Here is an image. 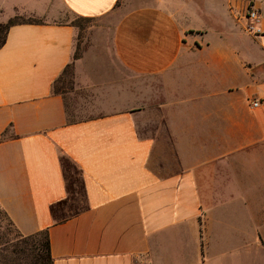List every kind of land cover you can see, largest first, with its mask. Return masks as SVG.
<instances>
[{
  "label": "crops",
  "instance_id": "obj_1",
  "mask_svg": "<svg viewBox=\"0 0 264 264\" xmlns=\"http://www.w3.org/2000/svg\"><path fill=\"white\" fill-rule=\"evenodd\" d=\"M170 1L0 0V21L41 20L0 48V207L48 230L53 264H264V0ZM69 17L104 26L73 61V113L52 91ZM61 155L86 208L55 223Z\"/></svg>",
  "mask_w": 264,
  "mask_h": 264
},
{
  "label": "trees",
  "instance_id": "obj_2",
  "mask_svg": "<svg viewBox=\"0 0 264 264\" xmlns=\"http://www.w3.org/2000/svg\"><path fill=\"white\" fill-rule=\"evenodd\" d=\"M90 18L77 17L70 25L79 27L80 20ZM41 20L30 15L16 13L6 21H0V48L6 41L9 28L17 24L40 23ZM79 45L75 47L72 61L67 64L59 77L53 82L55 94L60 89L73 88V61L79 58ZM59 84V86H57ZM61 168L66 186V197L51 205V214L55 223L62 222L86 208L83 180L80 169L67 156L61 155ZM0 264H53L50 252L48 230L43 229L30 235H23L14 226L7 213L0 207Z\"/></svg>",
  "mask_w": 264,
  "mask_h": 264
},
{
  "label": "rangeland",
  "instance_id": "obj_3",
  "mask_svg": "<svg viewBox=\"0 0 264 264\" xmlns=\"http://www.w3.org/2000/svg\"><path fill=\"white\" fill-rule=\"evenodd\" d=\"M142 1H150V0H142ZM153 1V0H151ZM170 1V0H169ZM137 2V1H136ZM171 9L175 11H183V0H171ZM135 3V0H119L120 7H129ZM183 13V12H182ZM77 18L74 17H69L67 20L71 21H77ZM221 20V18L219 19ZM215 21H217V18L215 16H210V17H195V18H190V23L191 24H199V23H208L212 25ZM79 27H76V36H75V47L79 45V49L82 53L83 49L87 45V41H89L90 37L93 36V33L95 32V28H102L103 26V19H86V20H80L78 23ZM243 33V31H236L235 34V41H244L247 39ZM59 86V84L57 85ZM70 89L67 87H64L60 89V92L63 93V95L67 99V105L69 104V111L73 113L75 109V99L70 100L71 96L69 92Z\"/></svg>",
  "mask_w": 264,
  "mask_h": 264
},
{
  "label": "built area",
  "instance_id": "obj_4",
  "mask_svg": "<svg viewBox=\"0 0 264 264\" xmlns=\"http://www.w3.org/2000/svg\"><path fill=\"white\" fill-rule=\"evenodd\" d=\"M246 17L248 19H250L251 21H256L257 18H258V11L256 9H254L253 7H250L247 9V12H246ZM245 32L247 33H252V32H256L257 31V28L254 26L253 23H248L245 28H244ZM258 104L257 101H254L252 103L253 106H256Z\"/></svg>",
  "mask_w": 264,
  "mask_h": 264
}]
</instances>
